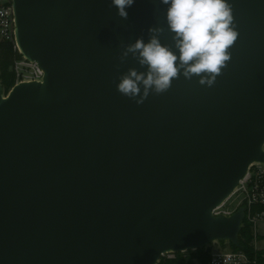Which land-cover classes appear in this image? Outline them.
I'll list each match as a JSON object with an SVG mask.
<instances>
[{"label": "water", "instance_id": "95a60500", "mask_svg": "<svg viewBox=\"0 0 264 264\" xmlns=\"http://www.w3.org/2000/svg\"><path fill=\"white\" fill-rule=\"evenodd\" d=\"M228 2L238 37L213 86L181 74L137 105L117 84L145 69L121 64V45L153 26L172 45L166 5L135 0L124 20L111 0H12L16 45L43 75L7 93L0 82V264L240 247L245 207L212 209L264 162V0Z\"/></svg>", "mask_w": 264, "mask_h": 264}, {"label": "clouds", "instance_id": "9594fccd", "mask_svg": "<svg viewBox=\"0 0 264 264\" xmlns=\"http://www.w3.org/2000/svg\"><path fill=\"white\" fill-rule=\"evenodd\" d=\"M134 2L111 0L110 7H115L117 15L126 20V9ZM160 3L167 6L166 24L173 34L172 45L161 42L165 29L160 26L148 29L147 42L141 36L133 43L121 45L120 63L130 56L145 69L129 68L119 76L117 84L118 92L137 105L143 104L150 93L159 95L168 91L173 79L181 74L186 80L196 76L200 85L213 86L230 60L229 49L238 37L228 0H160Z\"/></svg>", "mask_w": 264, "mask_h": 264}, {"label": "built area", "instance_id": "2783aa9c", "mask_svg": "<svg viewBox=\"0 0 264 264\" xmlns=\"http://www.w3.org/2000/svg\"><path fill=\"white\" fill-rule=\"evenodd\" d=\"M0 39L11 41L14 50L20 54L14 37L12 0H0ZM12 69L16 77L15 83L41 80L43 75L42 69L36 62L27 60L21 54L14 60ZM233 204H235L234 207H232ZM240 206L245 207L242 225L244 221L249 225L254 253L249 255L241 249H227L221 241H214L211 243H217L218 249H212L211 243L204 246L209 254L207 264H264V260L260 259H264V252L261 257L258 255L259 251H264V162L250 164L229 197L214 207L212 213L229 216ZM164 255L173 257L174 252Z\"/></svg>", "mask_w": 264, "mask_h": 264}, {"label": "trees", "instance_id": "16d2710c", "mask_svg": "<svg viewBox=\"0 0 264 264\" xmlns=\"http://www.w3.org/2000/svg\"><path fill=\"white\" fill-rule=\"evenodd\" d=\"M18 57H20V54L14 50L13 43L9 40L0 39V82L4 93H7L15 84L16 77L12 65L14 60ZM251 238L252 235L249 225L244 221L238 234L240 247L231 243H229V245L232 249H241L249 255H252L254 250L251 246ZM221 243L223 244L224 241H221ZM262 252L264 251L258 252L259 257H261ZM208 256V249L202 247L196 250L176 252L173 257L163 255L160 257L157 264H207ZM260 259L264 260L262 258Z\"/></svg>", "mask_w": 264, "mask_h": 264}, {"label": "rangeland", "instance_id": "374dc122", "mask_svg": "<svg viewBox=\"0 0 264 264\" xmlns=\"http://www.w3.org/2000/svg\"><path fill=\"white\" fill-rule=\"evenodd\" d=\"M234 206H235V204L232 205V207H234ZM218 246L219 245L217 243H211L212 249H218ZM223 246H225L227 249H232L231 246L227 242H224Z\"/></svg>", "mask_w": 264, "mask_h": 264}]
</instances>
